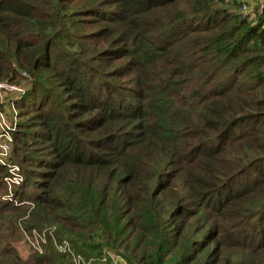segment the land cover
Listing matches in <instances>:
<instances>
[{
  "label": "trees",
  "instance_id": "obj_1",
  "mask_svg": "<svg viewBox=\"0 0 264 264\" xmlns=\"http://www.w3.org/2000/svg\"><path fill=\"white\" fill-rule=\"evenodd\" d=\"M248 1L0 0V83L29 87L10 200L0 165V264H264V0Z\"/></svg>",
  "mask_w": 264,
  "mask_h": 264
},
{
  "label": "rangeland",
  "instance_id": "obj_2",
  "mask_svg": "<svg viewBox=\"0 0 264 264\" xmlns=\"http://www.w3.org/2000/svg\"><path fill=\"white\" fill-rule=\"evenodd\" d=\"M247 2H249V1L247 0ZM2 83H4V82H2ZM27 89H29V87L25 86L23 90L26 91ZM22 96L19 95L18 93L6 95V94H4V92H0V113L3 116V118L1 119V122H0V134L3 132L2 126H7L9 128L14 127V122H15L16 117H17V123L19 122L20 112H19V110H17V108L14 104V100L15 101L20 100V98ZM1 124H2V126H1ZM13 144L11 146V151H10L9 156H8V163H11L12 165H14V166L16 165L19 167V165L14 163L17 161V159L15 158V155L13 153V151H14V145ZM23 178H24V176H23ZM13 190H14V188L11 191H13ZM257 225H258V223H257ZM258 227H259V229H258ZM258 227H257V231L259 230V232H260L261 229L263 228V226L259 225ZM35 236L36 237L29 238L26 241H25L24 236H23V238H22L23 240L15 243V248L22 258H25V259L29 258L33 252V250H32L34 247L33 243H35L37 245L41 241L40 236H37V235H35ZM258 238L261 239L262 235L259 236ZM112 258L114 260L113 264H124L123 261L119 260L114 255L112 256Z\"/></svg>",
  "mask_w": 264,
  "mask_h": 264
},
{
  "label": "built area",
  "instance_id": "obj_3",
  "mask_svg": "<svg viewBox=\"0 0 264 264\" xmlns=\"http://www.w3.org/2000/svg\"><path fill=\"white\" fill-rule=\"evenodd\" d=\"M22 86H17L10 83H0V92L4 94H13L18 93L19 95H24L26 92L23 90ZM3 118L0 113V122ZM2 126V124H1ZM17 117L15 118L14 127L9 128L7 126H2L3 132L0 134V165L8 170L9 176L5 179L7 186L10 190V195L8 199L12 197L11 190L15 187L21 186L24 182V178L21 174V169L18 166H14L11 163H8V156L11 151V146L14 143V136L12 133L17 131Z\"/></svg>",
  "mask_w": 264,
  "mask_h": 264
}]
</instances>
